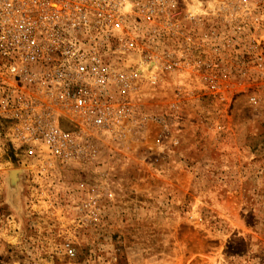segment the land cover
Wrapping results in <instances>:
<instances>
[{
    "label": "rangeland",
    "instance_id": "374dc122",
    "mask_svg": "<svg viewBox=\"0 0 264 264\" xmlns=\"http://www.w3.org/2000/svg\"><path fill=\"white\" fill-rule=\"evenodd\" d=\"M224 1L179 8L214 26ZM254 10L256 41L249 49L244 40L239 66L232 59L244 76L226 78L224 103L200 78L171 76L144 99L141 113L159 124L139 120L120 142L95 135L83 150L90 159L7 149L0 264H264V0ZM10 171L18 172L13 189Z\"/></svg>",
    "mask_w": 264,
    "mask_h": 264
},
{
    "label": "built area",
    "instance_id": "2783aa9c",
    "mask_svg": "<svg viewBox=\"0 0 264 264\" xmlns=\"http://www.w3.org/2000/svg\"><path fill=\"white\" fill-rule=\"evenodd\" d=\"M181 1L0 0V156L11 148L88 159L95 135L120 142L139 120L159 124L141 113L144 99L171 76L200 78L224 103L226 78L244 76L233 64L244 40L249 49L256 41L251 16L262 0H225L210 15L214 26ZM64 250L74 256L69 244Z\"/></svg>",
    "mask_w": 264,
    "mask_h": 264
},
{
    "label": "bare ground",
    "instance_id": "6f19581e",
    "mask_svg": "<svg viewBox=\"0 0 264 264\" xmlns=\"http://www.w3.org/2000/svg\"><path fill=\"white\" fill-rule=\"evenodd\" d=\"M8 183L9 186L13 189L18 185V172L17 171H10L8 172Z\"/></svg>",
    "mask_w": 264,
    "mask_h": 264
}]
</instances>
